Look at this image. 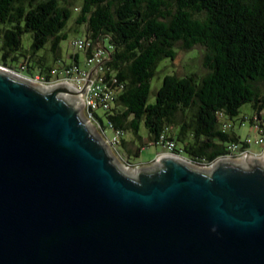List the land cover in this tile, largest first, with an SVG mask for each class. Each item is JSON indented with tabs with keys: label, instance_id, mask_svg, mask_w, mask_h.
Wrapping results in <instances>:
<instances>
[{
	"label": "water",
	"instance_id": "obj_1",
	"mask_svg": "<svg viewBox=\"0 0 264 264\" xmlns=\"http://www.w3.org/2000/svg\"><path fill=\"white\" fill-rule=\"evenodd\" d=\"M78 94L0 67V264H264V157L128 171Z\"/></svg>",
	"mask_w": 264,
	"mask_h": 264
},
{
	"label": "trees",
	"instance_id": "obj_2",
	"mask_svg": "<svg viewBox=\"0 0 264 264\" xmlns=\"http://www.w3.org/2000/svg\"><path fill=\"white\" fill-rule=\"evenodd\" d=\"M72 17L69 0H0V66L27 77L41 74L47 81L54 80V66H80L79 51L70 63L58 64L56 58ZM76 21L86 27L83 38L104 46L108 38L105 79L114 76L123 84L104 117L95 114L102 127L105 118L123 134L138 135L144 125L152 143L165 134L185 158L211 162L226 153L229 141L240 140L222 128L223 117H238L250 104L253 113L241 122L249 119L253 126L258 120L264 126V0H82ZM25 34L31 37L29 55ZM178 42L186 49L202 46L207 71L201 77L166 74L151 101L157 67L163 59H175ZM48 44L52 63L38 54ZM84 52L85 58L92 54ZM187 111H193L188 120ZM120 144H126L124 136ZM140 150L129 153L138 156Z\"/></svg>",
	"mask_w": 264,
	"mask_h": 264
},
{
	"label": "built area",
	"instance_id": "obj_3",
	"mask_svg": "<svg viewBox=\"0 0 264 264\" xmlns=\"http://www.w3.org/2000/svg\"><path fill=\"white\" fill-rule=\"evenodd\" d=\"M71 46L75 51H86L91 49L92 54L90 56H86L85 67H81L74 63L61 65V67H52V69L50 70L51 76L54 77V80L52 81H47L45 76L41 74H37L34 77H27L18 73L17 71L6 68L4 66L0 67L10 72H14L21 77L39 85L52 87L58 84H67L75 88L79 92L77 98L80 100L83 106L84 117L89 122H91V124L97 130L98 134L103 138V140L109 147H116L120 143V140L124 135L123 131L121 129L115 128L108 121L107 127L112 129L113 136L111 138L106 137V127H102L95 115L96 112L98 113V111L107 112L108 109L113 105L117 97L118 90L123 87V84L119 83L114 76L108 81H106L105 79L104 62L108 59L109 52L105 48L104 44H101L100 42L94 43L90 39L83 37L71 40ZM110 84H115V87H111ZM85 85V91L81 93V90ZM222 121V128L228 132H233L231 131V129H233V125L231 123L232 119L223 117ZM243 123L244 121L241 122V124ZM252 127H254L259 134L257 138L253 139L248 136L244 140L229 141L226 144V153L217 157L211 162H205L203 160L201 162H195L193 160L185 158L180 153L176 152L177 144L175 143V141L168 139L165 134L161 136L158 142L164 149V151L160 153L159 156H178L181 158H185L191 164L201 168H210L222 159L236 160L241 158H259L260 154L249 151V147L253 143L257 145H264V126L262 127L260 121L257 120V122ZM127 167H130V164H128Z\"/></svg>",
	"mask_w": 264,
	"mask_h": 264
},
{
	"label": "rangeland",
	"instance_id": "obj_4",
	"mask_svg": "<svg viewBox=\"0 0 264 264\" xmlns=\"http://www.w3.org/2000/svg\"><path fill=\"white\" fill-rule=\"evenodd\" d=\"M69 2L72 5L73 9V17L69 21L65 32L67 34V38L61 41V50L59 51L56 58H58L57 63L63 64V63H70L73 61V54L75 53V50L71 46V40L79 37H86V27L85 25L78 24L77 23V16L80 10V6L82 3V0H69ZM31 43V37L30 34H25L23 37V45H24V52L29 55V46ZM105 47L107 49L111 48L110 42L108 38L105 39ZM177 50V55L174 60H171L169 58L163 59L156 71L155 77L151 81V94H150V100L154 101L155 99V92L160 87L163 78L166 74H176L180 77L185 76L187 74H196L197 77H201L204 75L207 71V69L203 65V55H204V48L200 45H196L191 49H186L182 46L181 42L176 43L175 46ZM40 56L44 57V60L47 62L52 63L53 62V53L50 49V45L48 44L47 47L41 51L38 52ZM80 56V63H83L85 59V52L79 51L78 52ZM38 55V56H39ZM98 113L103 116L101 111H98ZM186 113V120H188L193 111H187ZM253 113V108L250 104H245L240 109V114L238 117H235L232 119L231 123L233 125V129L231 131L237 133V135L240 137V140L246 139L248 136L255 139L258 137V133L254 127H252L249 119L244 121L243 124H241V118L243 116H249ZM180 116V115H179ZM104 117V116H103ZM89 122V121H88ZM105 125H107V120L104 118ZM91 125V131L94 133H97V130L94 128V126L89 122ZM175 130V128L171 127L168 129V132L171 133V130ZM105 135L108 138H111L113 136V131L109 127L105 128ZM138 135L140 137H138ZM138 135H136L133 131L128 130L124 132V138L126 139V144L118 145L116 147H110V155H112L114 162L116 164L123 165L128 171H132L134 169L142 168V167H150L154 164V161L157 159L160 153L164 151L162 145L152 143L153 141L151 138H149V134L147 131V128L142 125ZM99 136V134H98ZM101 140L103 139L101 136H99ZM142 142L146 145L142 147ZM141 147L139 155H131L129 153V150L132 151V153L135 151V148ZM264 145H257V144H251L249 147V151L253 153L260 154L259 158L264 157ZM129 162H133L135 164L128 166Z\"/></svg>",
	"mask_w": 264,
	"mask_h": 264
},
{
	"label": "crops",
	"instance_id": "obj_5",
	"mask_svg": "<svg viewBox=\"0 0 264 264\" xmlns=\"http://www.w3.org/2000/svg\"><path fill=\"white\" fill-rule=\"evenodd\" d=\"M80 60H81V59H80V56H79V60H78L79 63H80ZM84 61H85V59H84ZM84 61H83V63H80V66H84V65H85V62H84Z\"/></svg>",
	"mask_w": 264,
	"mask_h": 264
},
{
	"label": "clouds",
	"instance_id": "obj_6",
	"mask_svg": "<svg viewBox=\"0 0 264 264\" xmlns=\"http://www.w3.org/2000/svg\"><path fill=\"white\" fill-rule=\"evenodd\" d=\"M158 158V157H157Z\"/></svg>",
	"mask_w": 264,
	"mask_h": 264
}]
</instances>
